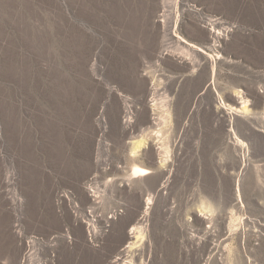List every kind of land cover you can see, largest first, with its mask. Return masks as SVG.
Instances as JSON below:
<instances>
[{
  "label": "rangeland",
  "instance_id": "374dc122",
  "mask_svg": "<svg viewBox=\"0 0 264 264\" xmlns=\"http://www.w3.org/2000/svg\"><path fill=\"white\" fill-rule=\"evenodd\" d=\"M0 264H264V0H0Z\"/></svg>",
  "mask_w": 264,
  "mask_h": 264
},
{
  "label": "bare ground",
  "instance_id": "6f19581e",
  "mask_svg": "<svg viewBox=\"0 0 264 264\" xmlns=\"http://www.w3.org/2000/svg\"><path fill=\"white\" fill-rule=\"evenodd\" d=\"M139 145L137 144L135 149L138 148ZM149 173V171L145 168H141V167H136L133 171V175L134 176H145Z\"/></svg>",
  "mask_w": 264,
  "mask_h": 264
}]
</instances>
